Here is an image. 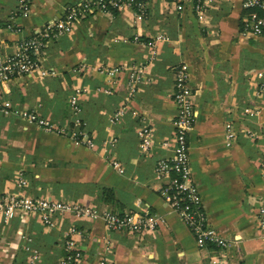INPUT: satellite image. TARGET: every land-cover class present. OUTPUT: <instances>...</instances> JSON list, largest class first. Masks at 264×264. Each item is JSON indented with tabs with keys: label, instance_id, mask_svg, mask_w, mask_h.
<instances>
[{
	"label": "crops",
	"instance_id": "0c3cea01",
	"mask_svg": "<svg viewBox=\"0 0 264 264\" xmlns=\"http://www.w3.org/2000/svg\"><path fill=\"white\" fill-rule=\"evenodd\" d=\"M79 1L32 0L23 15L19 0H0V57L16 52ZM244 1L213 0L203 19L191 3L178 7L159 0L151 1L142 17L132 10L98 12L49 44L43 64L54 75H26L1 88L12 109L0 111V199L21 193L99 211L149 213L160 221L154 230L131 232L110 231L101 218L72 214L58 215L53 228L35 215L9 223L0 216V264H66L65 231L72 225L82 232L76 236L83 253L77 264H101L104 256L111 264H207L213 247L197 245L161 196L155 173L157 161L173 151L175 71L183 63L189 66L196 109L188 137L190 166L209 221L230 240L224 250L227 264H264L258 216L264 196V92L257 94L264 88V32L241 34ZM256 13L264 16V10ZM159 33L168 39L151 60L147 42ZM139 65L147 78L130 96L127 73ZM100 67L129 71L112 78ZM78 89L81 112L76 113L71 100ZM24 110L72 127L80 119V129L95 138V147L43 130L22 116ZM145 123L155 128L150 155L139 148L138 131ZM228 124L235 131L232 140L226 138ZM110 138L117 139L113 147L106 144ZM165 140L171 146H164ZM19 177L26 187L19 186Z\"/></svg>",
	"mask_w": 264,
	"mask_h": 264
},
{
	"label": "built area",
	"instance_id": "2783aa9c",
	"mask_svg": "<svg viewBox=\"0 0 264 264\" xmlns=\"http://www.w3.org/2000/svg\"><path fill=\"white\" fill-rule=\"evenodd\" d=\"M153 0H82L70 5L64 17L57 21H51L37 30V32L26 38L19 49L8 55L0 57V90L13 80L33 74L41 76L54 75L55 71L44 66L45 51L49 44L58 40L66 34H70L75 26L85 18L98 12H110L112 10H132L140 17L145 16L149 11V5ZM174 3L178 7H184L191 3L198 18L203 19L213 3V0H159ZM32 0H19L18 11L27 15L31 9ZM244 5L248 15L243 19L241 34L259 36L264 32V16L256 13L257 9L264 10V0H245ZM138 39V38H136ZM164 33L157 34L147 42L150 48L151 60L159 54L160 43L167 41ZM121 68L100 67L99 71L116 78L123 71ZM126 71L129 69H125ZM129 78V95L135 94L137 86L146 80V70L142 65L133 68L127 73ZM108 91V90H107ZM110 92V91H108ZM264 92L260 88L257 94ZM81 91L78 89L73 95L71 104L76 113L81 112L78 96ZM173 100L177 107V114L174 120L175 138L172 154L161 158L155 166L157 178L161 181L160 193L167 202L170 209L177 213L184 224L195 236L197 245L200 248L213 247V251L207 256V264H227L224 250L229 247L230 240L220 234L210 223L203 198L194 180L190 166V145L189 134L194 128L196 109L194 95L190 84L189 66L186 63L179 65L175 71ZM12 109L11 101L0 93V111L9 113ZM247 112H252L250 108ZM22 116L31 123L36 124L47 132H54L61 135H69L77 144L94 148L96 140L80 129V119L75 121L74 127L60 124L44 118L34 110H24ZM78 126V127H75ZM249 136H255L254 132L247 131ZM140 138L139 148L145 155L152 153L155 141V128L145 123L138 131ZM226 138H235V131L231 124L227 125ZM117 143L116 138L106 141L110 147ZM164 146H171L169 140L162 143ZM112 165L120 169L118 160H112ZM261 165L264 168V147L261 157ZM19 186L26 187L27 181L19 177ZM24 214L35 215L48 227H56L57 216L74 215L77 219L101 218L110 231L127 230L141 232L154 230L160 221V216L149 213H124L119 214L113 210H103L83 205L79 202L58 200L49 197H33L28 194L7 193L0 199V216L4 223H9L18 216ZM259 223L264 229V196L260 200ZM82 234L77 226L72 225L65 231V245L67 256L66 264H77L83 259V253L77 247L76 236ZM101 264H111L109 258L104 256Z\"/></svg>",
	"mask_w": 264,
	"mask_h": 264
},
{
	"label": "trees",
	"instance_id": "16d2710c",
	"mask_svg": "<svg viewBox=\"0 0 264 264\" xmlns=\"http://www.w3.org/2000/svg\"><path fill=\"white\" fill-rule=\"evenodd\" d=\"M257 10H260V9H257ZM248 12H250V11H248V10H247L245 14L247 15V14H248ZM242 26H243V22H241V27H240V30L242 29Z\"/></svg>",
	"mask_w": 264,
	"mask_h": 264
}]
</instances>
